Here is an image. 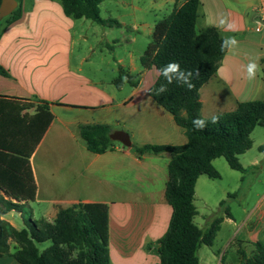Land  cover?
<instances>
[{"label": "crops", "instance_id": "0c3cea01", "mask_svg": "<svg viewBox=\"0 0 264 264\" xmlns=\"http://www.w3.org/2000/svg\"><path fill=\"white\" fill-rule=\"evenodd\" d=\"M18 1L21 16L0 25V66L8 73L0 75V99L36 106L44 101L54 116L30 159L37 185L36 200L28 204L32 220L53 223L60 210L77 204L106 205L110 216L111 264H159L158 242L167 233L173 215L166 199L172 155L139 156L136 148L182 146L188 143V138L174 117L148 94L159 76L157 69H144L142 65L138 69L132 63L133 67L126 70L120 59L117 72L120 74L123 70L137 76L136 85L125 83L118 89L114 84L117 77L111 81L113 90L104 87L84 73L87 58L80 54L74 57L77 23L82 19L67 17L57 0ZM149 1L156 3L160 10L170 8V15L187 0ZM199 2L198 33L215 28L223 38L235 36L239 41L236 49L227 51L216 74L200 90L202 116L209 119L212 115L235 111L240 103L264 99V0ZM134 3H137L131 6L134 11H141L139 0ZM221 14L234 21L238 30L217 27ZM102 19L114 20L120 25H101L109 30L127 27L120 19ZM139 21L134 16L133 31H139L141 26L154 31ZM103 33L102 41L108 43V32ZM130 42L134 43V38ZM257 56L261 71L254 80H248L244 66ZM126 85L132 87L130 95L118 96ZM26 112L33 115L35 109ZM96 124L109 126L112 133H127L131 147L116 142L112 151L90 152L79 129ZM258 164L259 160H255L251 167L257 168ZM159 182L162 188L156 187ZM244 212L246 217L238 229L242 240L235 239L231 246L237 242L235 254L241 249L251 257L254 244L264 243V192L257 194L252 209ZM14 215L21 216V213L12 211L2 219L17 228ZM226 222L235 224L232 217L224 219L222 224ZM239 260L237 256L234 261L226 262ZM0 264L19 263L7 256L0 258Z\"/></svg>", "mask_w": 264, "mask_h": 264}, {"label": "trees", "instance_id": "16d2710c", "mask_svg": "<svg viewBox=\"0 0 264 264\" xmlns=\"http://www.w3.org/2000/svg\"><path fill=\"white\" fill-rule=\"evenodd\" d=\"M57 1L65 15L74 20L87 19L100 25L120 26L114 20L101 18L100 5L106 0ZM199 5V0H187L167 18L157 22L152 42L140 59L144 69L155 67L159 73L148 91L149 96L174 117L188 138V143L182 146L136 148L139 156L146 153L172 155L166 199L173 208V215L167 233L158 242L159 264H200L199 250L203 245H214L224 218H215L205 230L195 224L197 181L201 176L220 178L213 166V161L218 158H224L232 170L245 173L239 157L252 148L250 135L256 127L264 128V99L240 103L235 111L218 115L215 124L210 118L206 119L207 125L202 130L193 127L194 119L204 118L200 90L216 74L227 53V50L221 51L223 37L218 30L196 31ZM20 16L19 6L2 21L10 23ZM171 61L178 62L182 69L199 71V77L192 80L195 85L192 90L176 82L167 84L160 75L159 70ZM0 75H8L1 66ZM262 78L264 83V61ZM135 79L120 70L114 84L118 89L125 83L135 86ZM162 84H167V91L158 94ZM30 109H35L33 115L26 112ZM53 120L47 102L40 101L36 106L0 99V258L9 256L19 264H111L110 216L106 205L77 204L60 210L53 223L45 219L31 220L25 222L26 228L22 230L2 219L12 211L22 213L36 200L37 185L30 159ZM79 130L88 150L94 154L112 151L116 145L110 139L112 130L107 125H83ZM225 205V201L220 203L221 208ZM225 213L231 217L227 209ZM45 242H51V246L40 252L38 244ZM254 246L251 257L240 249L238 262L227 263L223 257L222 264H264V243L257 242Z\"/></svg>", "mask_w": 264, "mask_h": 264}, {"label": "rangeland", "instance_id": "374dc122", "mask_svg": "<svg viewBox=\"0 0 264 264\" xmlns=\"http://www.w3.org/2000/svg\"><path fill=\"white\" fill-rule=\"evenodd\" d=\"M16 1L19 3L18 0ZM139 2L138 5L142 10L138 12L131 7L137 5L134 0H106L100 6L101 18L120 19L127 24V27H114L109 30L87 19L77 23L74 57L78 58L79 54L85 56L87 62L84 73L103 83L104 87L111 88V81L119 76L117 70L121 64L117 61L120 59L123 60L126 70L133 67L132 63L141 69L140 58L152 42L153 30L149 32L141 26L139 31H133L131 24L134 16L141 20L139 22H143V25L148 24L151 29H154L156 23L168 16L171 11L170 8L160 10L156 3L149 0H139ZM105 30L108 32V43L102 41ZM133 38L134 43H131ZM131 92L132 87L126 85L123 91L117 94L120 97H126ZM250 138L253 143L252 148L239 157L240 164L249 168L246 173L232 170L224 158H218L213 162V166L220 174V178L210 179L202 176L197 182L194 204L198 214L194 220L195 224L201 229H208L215 218H227L226 209L235 221V224L232 222L221 224V230L212 247L206 245L201 247L198 253L200 264H222L223 257L227 262L234 261L237 256L239 258L234 248L237 242L232 246L231 243L235 239L242 240V234H239L238 229L246 217L244 211L251 210L256 195L264 192V153L262 151L264 128L256 127ZM255 160H259L257 168L251 167V163ZM156 187L162 188V183L159 182ZM222 201L226 202L224 208L220 207ZM29 209V207L24 209L21 216L14 215V221L19 230L26 228L25 222L32 220ZM49 246L51 242L38 244L40 252Z\"/></svg>", "mask_w": 264, "mask_h": 264}, {"label": "clouds", "instance_id": "9594fccd", "mask_svg": "<svg viewBox=\"0 0 264 264\" xmlns=\"http://www.w3.org/2000/svg\"><path fill=\"white\" fill-rule=\"evenodd\" d=\"M219 28H222L226 31H237L238 26L234 21H229L227 16L221 14L218 24L216 25ZM239 45V41L235 36H227L222 39L221 42V51L225 50L231 52L236 49ZM260 57L257 56L253 59H250L247 65L244 66L245 78L248 80H254L257 76V73L261 71V65L259 63ZM160 75H162L167 82V84H172L176 82L181 86H186L188 90H192L195 85L192 83L194 77H199V71L195 70H185L182 69L180 64L175 61H171L164 65L160 70ZM167 84H162L158 89L159 93H164L167 91ZM211 123L215 124L218 122L219 117L212 115L210 117ZM193 127L197 130H202L206 127L207 121L205 118H196L192 121Z\"/></svg>", "mask_w": 264, "mask_h": 264}, {"label": "water", "instance_id": "95a60500", "mask_svg": "<svg viewBox=\"0 0 264 264\" xmlns=\"http://www.w3.org/2000/svg\"><path fill=\"white\" fill-rule=\"evenodd\" d=\"M18 8V2L16 0H2L0 5V21L11 16L13 12ZM110 139L113 142H118L126 148L131 147L130 137L123 131H115L110 135Z\"/></svg>", "mask_w": 264, "mask_h": 264}]
</instances>
